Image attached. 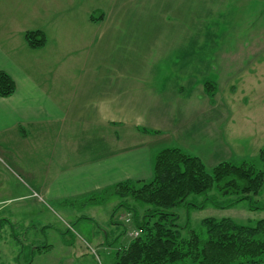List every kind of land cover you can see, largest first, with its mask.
<instances>
[{
    "label": "crops",
    "instance_id": "crops-1",
    "mask_svg": "<svg viewBox=\"0 0 264 264\" xmlns=\"http://www.w3.org/2000/svg\"><path fill=\"white\" fill-rule=\"evenodd\" d=\"M37 1L31 17L25 0H0V71L16 85L13 95L0 96V153L26 154L32 140L44 155L52 145L58 174L49 177L55 158L48 174L37 175L44 198L60 202L124 180H151L158 148L152 153L153 141L143 137L158 133L186 151L213 140L214 156L230 154L218 126L230 121L217 101L221 87L212 99L199 76L264 59V0ZM206 28L221 36L252 29L245 41L220 43ZM31 30L45 33L44 46L27 43ZM37 243L24 248L51 249Z\"/></svg>",
    "mask_w": 264,
    "mask_h": 264
},
{
    "label": "rangeland",
    "instance_id": "rangeland-1",
    "mask_svg": "<svg viewBox=\"0 0 264 264\" xmlns=\"http://www.w3.org/2000/svg\"><path fill=\"white\" fill-rule=\"evenodd\" d=\"M89 1L87 0V4ZM103 4L106 5L104 0ZM37 6V0H25V7L31 17L34 16L33 7ZM242 11L239 9L238 13ZM251 29L231 28L228 35L221 36L216 29L212 32L206 28V34L214 38L221 36L218 38L219 41L223 40L220 43H224V39L227 38L245 41ZM235 30L238 32L234 33ZM224 31L225 29L222 30V34ZM167 60L170 62L169 57L160 58L158 66H165ZM252 61L253 65L243 70L237 67L232 70L217 68L212 74L199 76L200 80L204 79L205 82L210 81L221 87L217 101L221 102L220 108L228 113L227 119L230 118V121L223 119L222 127L221 123L218 124L223 140L232 149L230 154L223 150L214 156L213 140H206L202 145L192 143L188 148L190 153L201 157L209 169L225 159L237 163L251 162L257 169H264V162L260 158V150L264 147V59ZM228 62L229 60H226V63ZM160 83L162 81L159 80L158 84ZM198 108L203 106L198 105ZM206 109L205 107L207 117ZM210 112L208 111V116ZM66 141L71 140H63V144H66ZM80 141L77 142L79 148ZM147 141H153L152 153L158 148L154 155H158L164 148L180 144L172 142L169 134L163 133L150 138L143 137V142ZM51 143L53 144V141ZM51 147L52 145H49L45 154L41 155L30 140L26 154L22 152L23 154L19 153L13 157L11 154L0 153V186L3 185L0 188V200H4L0 204L4 209L0 214V264H116L117 252L134 239L130 233L138 230L133 211L122 204L126 202L120 195L106 193L103 190L60 202L44 198L37 175L48 174L47 168L51 166L48 162L60 158L59 155L53 158ZM42 158L45 160L44 163L41 162ZM56 160L49 170L50 178L58 174V170H52L58 167ZM31 173L33 176L29 175ZM81 179L79 173V182ZM26 192H29V198L23 200L16 198L22 193L26 195ZM212 198L219 201L230 199L227 195H222L217 188H213L208 194L190 195L188 201L192 205L185 204L175 209L184 236H189L195 231L206 238L207 231L203 220L207 217H230L240 223L252 225L264 218V185L261 193L253 196L251 201H240L232 207H217L212 203ZM129 203L137 207L139 216L144 213L143 208L141 209L135 201L130 200ZM201 204L203 205L199 207ZM32 239H36L37 244L41 246L49 244L51 249L33 252V245L24 248ZM171 264L197 263L192 259H183Z\"/></svg>",
    "mask_w": 264,
    "mask_h": 264
},
{
    "label": "trees",
    "instance_id": "trees-1",
    "mask_svg": "<svg viewBox=\"0 0 264 264\" xmlns=\"http://www.w3.org/2000/svg\"><path fill=\"white\" fill-rule=\"evenodd\" d=\"M25 40L32 48H39L47 37L41 30H31L25 33ZM205 88L213 99L216 84L205 82ZM15 90L13 78L0 71V96L9 97ZM260 158L264 162V147ZM263 185L264 169H257L251 162L223 160L209 169L201 157L181 147L160 150L151 180H124L103 190L125 199L126 204H122L133 211L140 232L117 252L116 264H171L183 259L197 264H262L264 218L252 225L230 217H207L203 220L207 237L203 238L195 231L184 236L175 209L190 204V195L208 194L213 188L230 199L212 198V203L220 208L232 207L240 201H251ZM130 200L143 208L142 215Z\"/></svg>",
    "mask_w": 264,
    "mask_h": 264
},
{
    "label": "built area",
    "instance_id": "built-area-1",
    "mask_svg": "<svg viewBox=\"0 0 264 264\" xmlns=\"http://www.w3.org/2000/svg\"><path fill=\"white\" fill-rule=\"evenodd\" d=\"M128 221H130V219H127ZM140 234V232L138 230H134V232H131L130 235L133 237V238H136L138 237Z\"/></svg>",
    "mask_w": 264,
    "mask_h": 264
}]
</instances>
